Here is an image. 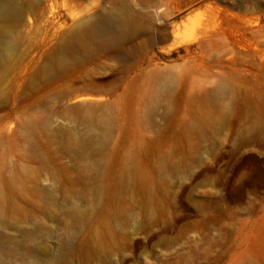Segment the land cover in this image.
<instances>
[{
    "label": "rangeland",
    "instance_id": "374dc122",
    "mask_svg": "<svg viewBox=\"0 0 264 264\" xmlns=\"http://www.w3.org/2000/svg\"><path fill=\"white\" fill-rule=\"evenodd\" d=\"M42 2L0 62V264H264V0Z\"/></svg>",
    "mask_w": 264,
    "mask_h": 264
},
{
    "label": "bare ground",
    "instance_id": "6f19581e",
    "mask_svg": "<svg viewBox=\"0 0 264 264\" xmlns=\"http://www.w3.org/2000/svg\"><path fill=\"white\" fill-rule=\"evenodd\" d=\"M125 12L124 8L116 9L111 12L112 19L118 29V33L116 32L117 35H115L117 36L118 42L124 41V39L128 35L130 36L134 31V21L129 18ZM32 13L35 15L33 23H46L49 21L48 5L44 4L42 0H0V62H2L3 67L10 57L17 54L19 49L18 43L21 38L19 29L26 26L28 21H32L30 17ZM103 26V22L95 20L89 26L74 31L67 40L63 56H67L68 53L71 52V49L77 48H82L84 52L87 53L94 44L93 43L91 46L89 40L93 41L95 39H100L99 36L103 37L101 33ZM3 72L4 70L1 69L0 75L3 74ZM254 133L259 141L260 138L258 137H260L261 130H256Z\"/></svg>",
    "mask_w": 264,
    "mask_h": 264
}]
</instances>
